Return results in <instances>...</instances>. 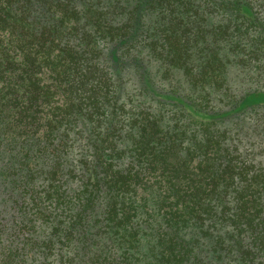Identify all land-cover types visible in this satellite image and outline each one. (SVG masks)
<instances>
[{
	"label": "trees",
	"instance_id": "16d2710c",
	"mask_svg": "<svg viewBox=\"0 0 264 264\" xmlns=\"http://www.w3.org/2000/svg\"><path fill=\"white\" fill-rule=\"evenodd\" d=\"M251 1L0 0V264H264Z\"/></svg>",
	"mask_w": 264,
	"mask_h": 264
},
{
	"label": "rangeland",
	"instance_id": "374dc122",
	"mask_svg": "<svg viewBox=\"0 0 264 264\" xmlns=\"http://www.w3.org/2000/svg\"><path fill=\"white\" fill-rule=\"evenodd\" d=\"M76 1L78 4L80 3H91L93 5L97 4V1H103V0H74ZM199 2H201V10L198 11V14L196 15H192V13L189 14H185L183 12L182 17L185 18L192 26H194L196 24V21L198 20V18L200 17L201 19L204 18V22L209 23V24H221V25H226L229 22V18L231 19V22L237 21V19H234L231 16V11L230 9L227 8V6L221 5L220 1H224V0H209V2H204V0H197ZM252 4V8L253 9H247L244 8L243 9V13L248 15V16H254L256 17L259 21V23H263L264 24V0H252L251 1ZM251 10V11H250ZM163 17H165L163 19V21L168 17H171L172 19L174 18L176 20V16L175 12H168V9H164L163 11ZM181 15V14H180ZM154 19V17H153ZM154 23V22H153ZM184 28V27H183ZM186 28L190 29L192 28L191 26L187 25ZM231 68V67H230ZM229 69V68H228ZM264 72V71H263ZM123 78H128V74H123L122 75ZM261 79V80H260ZM258 81L256 82H250V79H248L249 81H247V74L246 72L241 69H235V66H233L228 74V84L231 86V90L233 93H238V92H242L244 91V89H248V87H252V89L254 87H260L263 86V82H264V73L262 75V77L260 78ZM180 83L178 82L179 85H181L180 87H186L188 86V83L184 80V78H179ZM260 112V111H258ZM245 121L241 124V125H236L233 123H228L226 125V127L232 131V132H236L239 128V130H241L240 134L238 133V135H243L244 140L248 141L249 143H251L252 145H246L245 148L247 149V151H257L258 152V148H257V144L261 143L262 145H264V143L259 142V140H263L264 142V123L258 122L256 120V115L253 116L251 115V118H245ZM262 121H264V118L261 119ZM260 120V121H261ZM263 137V138H262ZM255 159H260L262 164L264 165V148H262L261 152H258L257 156L255 155Z\"/></svg>",
	"mask_w": 264,
	"mask_h": 264
}]
</instances>
